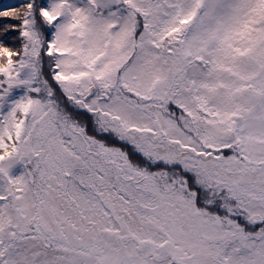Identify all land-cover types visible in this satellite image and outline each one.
<instances>
[{
    "label": "snow or ice",
    "instance_id": "obj_1",
    "mask_svg": "<svg viewBox=\"0 0 264 264\" xmlns=\"http://www.w3.org/2000/svg\"><path fill=\"white\" fill-rule=\"evenodd\" d=\"M0 264H264V0L0 3Z\"/></svg>",
    "mask_w": 264,
    "mask_h": 264
},
{
    "label": "trees",
    "instance_id": "obj_2",
    "mask_svg": "<svg viewBox=\"0 0 264 264\" xmlns=\"http://www.w3.org/2000/svg\"><path fill=\"white\" fill-rule=\"evenodd\" d=\"M17 0H0V3H15Z\"/></svg>",
    "mask_w": 264,
    "mask_h": 264
}]
</instances>
